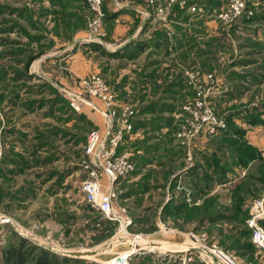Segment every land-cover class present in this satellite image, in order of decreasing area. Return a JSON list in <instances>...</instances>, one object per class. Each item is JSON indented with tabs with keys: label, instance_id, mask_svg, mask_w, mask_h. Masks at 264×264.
<instances>
[{
	"label": "rangeland",
	"instance_id": "rangeland-1",
	"mask_svg": "<svg viewBox=\"0 0 264 264\" xmlns=\"http://www.w3.org/2000/svg\"><path fill=\"white\" fill-rule=\"evenodd\" d=\"M36 1L0 0V147L3 141L12 142L18 153L27 161L31 159L33 166L32 173L25 172L17 176L15 182L9 185L10 194L5 205L0 206V218L4 216L12 221L0 224V264H4L3 250L10 245H19L20 238L28 246H36L60 258V264H112L120 254L132 249L138 252L130 264H212L210 256L195 246L193 234L202 238L206 245L216 244L231 252L243 264H264V258L252 247L247 227L255 200L264 198V159L262 164L255 165L250 171L245 169V177L248 176L246 182L236 187L229 183L217 185L213 197L206 196V200L201 203L191 202V206L198 207L183 215H167L164 209L171 197H175L178 188H166L165 197L164 192L159 190L160 193L151 201L125 199L121 196L130 193V190L120 188V197L114 201L113 207L122 219L127 217L128 222L131 221L126 231H120L119 222L109 223L98 211L85 204L81 193V184L87 172L85 167L89 163L85 144L94 129L107 130L106 122L101 114L87 104L70 98L66 93L73 92L70 87L49 77L48 80L45 76L41 79V73L36 72L38 68L32 67L37 65L41 57L38 43H34L30 36L37 32L35 17L40 19L41 14L40 10L36 12L35 7L31 8L34 3L37 6ZM225 1L211 0L209 3L215 5L218 2L221 8ZM249 1L253 10L252 15H248L249 19L247 15L244 16L229 31L221 23L219 25L221 34L215 39V52L211 58V62L216 64L215 70L202 71L200 68L187 67L194 68L202 77L213 76V87L218 89L212 99L213 108L224 120L235 116V124L243 129L263 126H251L247 119L250 112L255 111L254 115H257L256 112L264 110L261 106L264 104V0ZM45 3L47 0H44L43 5ZM87 24L88 20L86 36ZM50 25L49 21L43 26ZM235 61L242 63L237 69H234ZM102 63H96L98 69L93 70L92 74L77 80L75 95L104 109L102 99L82 93L83 81L96 75L116 96L107 82L106 63ZM25 71L28 77L23 76ZM188 89L190 99L193 95L192 90ZM117 101L121 104L118 98ZM183 104L180 105V111ZM121 105L130 106L134 112H138L139 107L131 103ZM239 111L242 112L241 116L236 117ZM95 119H99V124H96ZM185 119L181 111L179 123L182 124ZM12 127H16L15 130L20 133L8 135V129ZM228 144L229 151L218 150L214 158L218 166L222 167L223 163L228 162L227 167L225 164L224 167L232 169L238 143L228 141ZM239 145L242 149L246 148L241 143ZM49 157L54 159L53 163H50ZM173 166L174 171L183 167L177 164ZM66 169L74 174L71 173L73 175L64 189L54 196V202L50 205L52 211H47L51 199L43 196L34 202L30 201L29 210L18 206L22 195L21 192L16 194L17 188L21 189L24 185L31 187L34 183L36 188L41 189L45 186L42 184L47 181L49 171L65 172ZM234 170L238 172L240 169ZM36 175L38 177L34 179ZM235 176L233 181H237L240 173Z\"/></svg>",
	"mask_w": 264,
	"mask_h": 264
},
{
	"label": "crops",
	"instance_id": "crops-1",
	"mask_svg": "<svg viewBox=\"0 0 264 264\" xmlns=\"http://www.w3.org/2000/svg\"><path fill=\"white\" fill-rule=\"evenodd\" d=\"M38 1L37 6L34 3L31 8L35 7L36 12L41 11L40 19L35 17L37 32L30 36L41 49L37 65L32 66L38 68L35 70L41 73L40 78L44 79L42 76H45L48 80L49 77L76 93L77 80L98 69L96 63L104 62L107 66V82L120 103H131L139 107L134 123L135 131L126 144L137 168L121 184V189L130 190V193L126 192L121 197L151 201L160 193L159 190L164 192L165 197L166 188H178L179 190H175V197L171 199L174 204H188L186 210L178 213L183 215L198 207L191 206V202H204L206 196L216 194L217 182L212 177L207 181L204 179L206 172L212 171L208 169V158L212 159V154L217 151L216 142L201 138L193 148V162L190 163L186 157V149L176 139V132L180 125V105L190 97V90L182 79V71L187 67L212 71L216 67L211 58L215 52V39H218L222 29L220 22L213 17L214 12L220 8L218 2L214 5L209 3L211 0H191V5L199 8V13L182 11L176 6L166 14L167 21L164 22L158 16H153L145 0H132V5L122 10H116L114 4L106 0L103 9L107 19L104 29L107 48L104 49L96 45H84L88 14L84 0H47L45 5L44 0ZM30 13L32 14L31 9ZM49 21L50 27L43 26ZM235 63L234 69L239 64L242 65L239 61ZM95 120L99 124V119ZM92 122L94 123L93 120ZM15 129L17 128L8 129V135L20 133ZM244 129L249 145L255 147L262 156L261 160H253L248 165L250 171L255 165L263 163L264 126ZM0 148L2 206L10 194L9 185L15 182L17 176L30 172L33 166L31 159L27 161L23 156L30 166L22 169V159L18 157L12 142L3 141ZM2 154H8L9 158L3 161ZM48 159L53 163L54 159ZM174 164L183 167L174 171ZM237 170L240 173V177L235 178L237 181L232 179L238 174L234 170L228 174L229 184H226H235L236 187L247 181L245 168L238 167ZM71 173L73 172L68 169L65 172L51 170L47 181L42 184L45 185L42 186L43 189L36 188L34 183L31 187L24 185L21 189L17 188L16 194L21 192L22 195L18 206L29 210V202L43 196L51 199L47 211H52L50 205L54 202V196L64 189L69 177L74 174ZM37 177L34 176V179ZM170 215L173 216L174 213Z\"/></svg>",
	"mask_w": 264,
	"mask_h": 264
},
{
	"label": "built area",
	"instance_id": "built-area-1",
	"mask_svg": "<svg viewBox=\"0 0 264 264\" xmlns=\"http://www.w3.org/2000/svg\"><path fill=\"white\" fill-rule=\"evenodd\" d=\"M85 1L88 4L89 13L84 45H96L105 49L107 44L104 41V26L107 19L103 8L106 0ZM110 1L116 10H122V8L132 5V0ZM145 1L150 6L153 16H158L164 22L167 21L166 14L176 6L182 11L200 12L196 5H191V0ZM249 2V0H226L225 4L214 12L213 17L223 25L226 31H229L244 16L252 15L253 10L249 7ZM183 80L186 81L187 88L192 90L193 96L181 108L186 119L180 124L181 127L179 126L180 128L176 132V139L186 149V157L192 163L195 144L201 138L217 137L228 126L212 106V99L215 98L218 90L213 87L215 83L213 76L202 77L194 68H187L183 70ZM66 93L73 100L79 99L92 110L97 111L105 118L106 122V131L94 129L87 137L85 154L89 163L85 167L87 172L81 184L83 200L85 204L98 211L103 219L109 223L119 222L120 231H126L131 221L128 222L127 217L122 219L113 206L114 201L116 202L120 197L121 184L137 168L126 144L135 131L134 123L138 113L134 112L130 106L119 104L110 87L96 75L83 81L82 93L102 99L105 105L104 109L76 96L74 92ZM8 222L12 221L4 216L0 218V224ZM247 227L255 251H258L264 258V198L255 200ZM193 242L203 253L210 256L212 264H243L231 252L219 248L216 244H204L202 238L196 234H193ZM137 252L138 250L132 249L130 252L120 254L112 264H130Z\"/></svg>",
	"mask_w": 264,
	"mask_h": 264
},
{
	"label": "trees",
	"instance_id": "trees-1",
	"mask_svg": "<svg viewBox=\"0 0 264 264\" xmlns=\"http://www.w3.org/2000/svg\"><path fill=\"white\" fill-rule=\"evenodd\" d=\"M249 7L251 6V3L249 2ZM255 16V15H254ZM253 16V17H254ZM251 17V19L253 18ZM256 18V17H255ZM254 18V19H255ZM249 19V17H248ZM257 20V19H256ZM235 26V25H234ZM24 77H28V72L25 71L23 74ZM264 109V104L261 105ZM257 111V110H256ZM248 110L245 111L247 113ZM255 111L250 112V115L248 116L247 122L251 126H259V124L264 126V120L262 119V115L264 114V110L262 112H256L257 115H254ZM242 112L236 113V117L241 116ZM234 117L232 116L228 121L225 119L226 124L228 128L223 131L220 135L212 138L211 141L216 142V150L221 151L223 149L228 150L229 144L228 141L235 142V144L238 143L237 149L235 152V157L233 159L234 169L241 167V168H248V165L253 162V160L262 159V156H260V153L255 147H252L249 145L248 141L245 138L246 131L242 127H240L238 124H235ZM233 120V121H231ZM218 140V141H216ZM242 144L246 146L245 149L240 148L239 144ZM249 151L250 154L245 151ZM217 151H215L212 154V159L208 158V169H211V173H207L204 177L205 181L211 179L215 180L218 185H223L228 183V174L234 169H228L227 167L228 162L223 163L222 167L218 166V163L215 162L214 156L216 155ZM229 151V150H228ZM18 157H20L22 160L20 161V164L22 165V169L24 170L25 167H29V163H27L23 156L18 154ZM9 158L8 154H2V160L5 161ZM38 163V162H36ZM225 164V167H224ZM220 167V168H219ZM188 204L185 202L180 204H174L173 199H171L168 203L164 205L165 213H174V216L176 214L186 210L188 208ZM210 220L213 219L209 217ZM216 220V218H215ZM253 245V244H252ZM253 247V246H252ZM254 249V247H253ZM2 259H4V264H60V258L55 257L53 254H49L47 251L39 249L38 247H32L31 245L28 246V243L24 241V239H19V245H10L6 247L3 250L2 253Z\"/></svg>",
	"mask_w": 264,
	"mask_h": 264
},
{
	"label": "bare ground",
	"instance_id": "bare-ground-1",
	"mask_svg": "<svg viewBox=\"0 0 264 264\" xmlns=\"http://www.w3.org/2000/svg\"><path fill=\"white\" fill-rule=\"evenodd\" d=\"M135 241V240H134Z\"/></svg>",
	"mask_w": 264,
	"mask_h": 264
}]
</instances>
